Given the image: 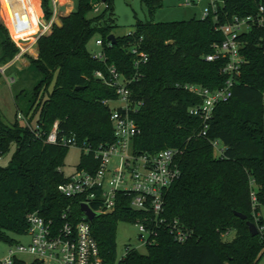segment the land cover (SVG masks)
Masks as SVG:
<instances>
[{"label": "trees", "instance_id": "trees-1", "mask_svg": "<svg viewBox=\"0 0 264 264\" xmlns=\"http://www.w3.org/2000/svg\"><path fill=\"white\" fill-rule=\"evenodd\" d=\"M219 1L220 22L230 15L251 14L259 2ZM140 2L148 15L162 5V0ZM111 4L112 0H105V7L89 16L90 0H73L72 8L57 18L58 24L52 23L47 33L35 39L36 56L27 58L24 69L38 78L23 112L25 116L30 112L35 115L38 136L16 120L5 123L0 112V160L9 154L6 163H0V242L9 245L15 242L10 234H24L25 214L30 211H37L53 226L82 219L79 197L62 196L55 188L66 179L60 168L67 147L45 143L43 137L56 120L58 135H74L91 148L112 140L109 109L102 100L113 99L115 94L92 76L95 70L104 74L105 70L86 48L96 35L106 63L126 77L134 74L127 48L138 43L147 54L129 85L141 101L132 114L138 133L131 147L137 153L177 150L179 175L164 192L161 217L166 224L177 220L191 233L189 239L177 243L164 223L155 228L154 243L146 245L144 253L124 248L116 260V223L133 222L139 217L138 211L128 207V197L118 193L114 209L97 213L89 223L102 264H257L264 254V223L259 217L255 225L263 229L251 236L245 220L253 223L251 192L256 201L254 211L264 208V47L258 32L240 36L244 42L239 50L243 62L231 96L214 107L205 135L199 136L201 122L186 110L199 98L183 90L182 85L215 88L224 81L222 61L202 59L222 38L214 29L212 15L204 19L135 20L129 34L113 35L116 25ZM34 7L38 10V0ZM39 7L43 17L48 18L49 0H39ZM1 13L10 36L20 40L10 24L18 25L23 14ZM35 16L41 25L39 10ZM109 34L114 43L107 40ZM16 52L0 21V64ZM214 139L223 145L219 156L212 154L210 141ZM95 165L90 153L80 152L75 168L91 170ZM90 206L95 210L94 205ZM234 212L245 215V219ZM229 231L233 235L225 239Z\"/></svg>", "mask_w": 264, "mask_h": 264}, {"label": "built area", "instance_id": "built-area-1", "mask_svg": "<svg viewBox=\"0 0 264 264\" xmlns=\"http://www.w3.org/2000/svg\"><path fill=\"white\" fill-rule=\"evenodd\" d=\"M50 15L45 21V27L41 30L47 32L56 20V0H49ZM97 4L93 2L91 11L99 12ZM182 7H192L202 4L198 18L204 19L212 15L215 22L214 29L222 36L219 42L211 45V51L202 56L204 61H222L221 72L225 75L222 85L208 88L198 84H183L182 89L199 98L197 104L188 105L186 110L195 115L201 122V128L197 135L204 136L207 121L210 119L214 107L226 102L231 96V88L238 76L243 58L240 48L243 45L241 35L250 31L258 32V38L264 47V0H259L255 10L246 15H230L220 22L218 19L219 0H180ZM131 31L127 32L129 34ZM37 36L35 37V39ZM34 39V41H35ZM140 41V38L138 39ZM32 41V43L34 42ZM95 49L90 50L92 59L101 62L105 74L101 70H95L92 76L111 88L115 94L113 99H104L102 103L108 109V120L111 125L112 140L98 144L91 148L84 142H78L74 135H58L57 121L54 120L49 131L43 137L48 144L63 147L76 146L83 154L90 153L96 160V165L91 170L77 169L66 176V179L56 185V191L65 197H76L80 203H85L96 213H109L114 209L116 196L122 193L128 197V207L139 212V217L131 222L136 227L135 239L139 245L154 243L155 228L164 224L161 217L163 195L168 186L178 177L179 169L176 163L177 150L175 148H162L153 153H137L132 150V138L138 133V127L132 118L141 105L129 87L134 80L136 70L140 64L147 60V54L141 50L138 43L130 45L127 49L131 54V66L134 74L126 77L117 71L111 63H106L101 41L98 37L93 40ZM25 49L17 51L7 62L0 64V74L7 85L13 82V78L4 74L5 70L20 56ZM264 118V112L262 114ZM18 119L36 136V124L31 127L28 121L18 113ZM212 154L219 156L223 145L218 139L210 141ZM256 201L253 192L250 193V209L253 223L257 222ZM90 205L95 206V210ZM65 215L62 214L63 218ZM27 236L25 243L14 242L9 244V249L0 264H102L98 254L95 240L90 233V225L82 213V219L70 224L64 221L60 226H53L49 220H44L37 211L25 214ZM166 224V223H165ZM177 243H182L190 238V231L172 220L166 224ZM257 232H261L262 225H255ZM124 248H133L124 246ZM19 255H28L25 260Z\"/></svg>", "mask_w": 264, "mask_h": 264}, {"label": "rangeland", "instance_id": "rangeland-1", "mask_svg": "<svg viewBox=\"0 0 264 264\" xmlns=\"http://www.w3.org/2000/svg\"><path fill=\"white\" fill-rule=\"evenodd\" d=\"M3 0H0V21L4 25L2 18L1 9L3 8ZM58 5L61 4L63 7L61 10L57 6V14L55 20L58 21L60 15L66 14L69 7L72 6L73 0H56ZM91 5L96 0H90ZM180 0H162L161 7L155 9L151 15H148L147 8L140 2V0H112L110 12L111 17L114 20L115 28L112 30L113 35H124L127 32L132 30V25L135 20H152V21H171V20H181L188 19L192 16L199 17L202 4L192 6V7H182ZM99 11L103 9L101 4H97ZM90 9L88 15H94ZM48 18H43L46 21ZM4 23V24H3ZM45 23V22H44ZM42 28L39 27V30L36 32L30 41H16V47L24 48L23 57L20 59L27 62L28 57L36 56V49L34 41L36 36L41 34ZM49 31V30H48ZM47 31V32H48ZM47 32H43L47 33ZM9 36V34H8ZM97 36H93L86 44L87 50L95 49L93 45V40ZM13 39V38H12ZM23 61H17L15 64L10 66L9 69H6L4 74L11 76L13 82L9 85L3 79V76L0 74V112L2 115V120L5 123H11L16 120L19 124L23 125V121L18 119V113L21 112L22 116H25L24 108L26 105V98L29 96L32 85L37 80L38 76L34 74L31 70L22 68V65L25 63ZM22 68V69H20ZM262 106L264 109V95ZM20 111V112H18ZM25 119L28 121L29 125L33 127L35 125V115L27 113ZM262 130L264 133V119H262ZM80 150L76 146L67 147L64 153L62 166L60 170L63 174L68 175L72 173L75 169V165L78 162V157ZM9 154H7L0 163H6ZM257 218L261 217L264 223V208L261 207L256 211ZM233 235L232 231H229L228 234L224 237L229 239ZM15 242L25 243L27 241V236L22 235H9ZM136 236V227L131 222L118 221L114 230V246H115V258L116 260L123 254L124 246L133 247L137 252L144 253V246L139 245L135 239ZM9 249V245L3 242H0V259L4 257ZM21 258L28 260L30 257L28 255H19ZM45 264V263H44ZM257 264H264V254L261 256Z\"/></svg>", "mask_w": 264, "mask_h": 264}, {"label": "crops", "instance_id": "crops-1", "mask_svg": "<svg viewBox=\"0 0 264 264\" xmlns=\"http://www.w3.org/2000/svg\"><path fill=\"white\" fill-rule=\"evenodd\" d=\"M59 1H61V0H59ZM2 2H3V5H2L3 8L1 9V12L23 14V18L18 25H11L10 24L11 29L14 31V33L17 36H19V39L21 41L32 40L33 39L32 37L35 36L36 32L39 30V27H41L42 29L45 27V23H44L45 21L43 20L44 17L42 15L41 9L39 7V0H38V10L40 12V24L41 25H39L38 19H36V16H35V12L36 11L38 12V10H36L34 7L35 0H3ZM72 6H73V4H72ZM72 6L69 7L68 11L72 8ZM62 7H63V5L60 2L59 9L61 10ZM3 26H4L6 33H7V36H8L9 32H8L5 24ZM8 38L16 46L17 43H16V41H14V39H12L10 34H9ZM20 49H22V48L17 47V51H19ZM20 57L17 60H15L10 66L15 64V62H17V61H20V62L23 61L20 59ZM22 57H23V54H22ZM23 62H25V61H23ZM26 65H27V62H25L22 65V68H24ZM10 66L7 69H9ZM22 68H20V69H22ZM3 79H4V77H3Z\"/></svg>", "mask_w": 264, "mask_h": 264}, {"label": "water", "instance_id": "water-1", "mask_svg": "<svg viewBox=\"0 0 264 264\" xmlns=\"http://www.w3.org/2000/svg\"><path fill=\"white\" fill-rule=\"evenodd\" d=\"M105 0H99V2L104 3ZM56 24H58V21H55ZM107 40L110 43H114V37L112 34H109L107 36ZM79 210L83 213V215L85 216V218L87 219V221L90 223L92 221V219L97 215L96 212L92 211L88 205H86L85 203H79ZM235 216L239 217L240 219L244 220L245 219V215L234 212L233 213ZM245 224L248 230L249 235L254 236L257 234V229L255 227V225L248 220H245Z\"/></svg>", "mask_w": 264, "mask_h": 264}]
</instances>
